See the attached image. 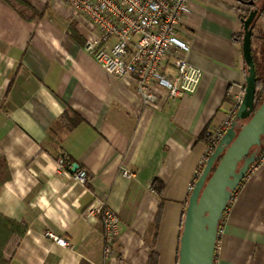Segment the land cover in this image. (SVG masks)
<instances>
[{"label": "crops", "instance_id": "1", "mask_svg": "<svg viewBox=\"0 0 264 264\" xmlns=\"http://www.w3.org/2000/svg\"><path fill=\"white\" fill-rule=\"evenodd\" d=\"M23 1L0 0V157L10 168L0 212L28 225L9 264H150L152 254L155 264H177L190 185L209 145L202 136L213 134L245 86L235 34L250 0H192L177 36L202 80L181 98L159 88L154 103L69 32L62 0ZM74 163L86 181L75 178ZM95 200L120 219L112 258L101 219L86 214ZM221 227L215 264H264V165L237 189Z\"/></svg>", "mask_w": 264, "mask_h": 264}, {"label": "built area", "instance_id": "2", "mask_svg": "<svg viewBox=\"0 0 264 264\" xmlns=\"http://www.w3.org/2000/svg\"><path fill=\"white\" fill-rule=\"evenodd\" d=\"M62 2L69 10L71 24L85 34V49L112 76L134 80L136 90L145 103L157 101L156 90L159 88H164L172 98L193 94L198 89L203 71L188 61L190 47L177 36L183 19L191 12L192 0H62ZM244 87L239 86L235 92L234 107L213 132L212 141L190 185V191L201 175L209 156L235 119L243 99ZM262 145L246 178L264 165V141ZM58 164L63 168L66 165L65 158L59 157ZM123 174L131 175L128 170H124ZM74 176L84 182L88 179V172L85 169H78ZM236 194L237 191L234 192L228 208L235 200ZM86 214L101 219L104 254L107 258L114 257L115 244L120 234V219L117 213L106 201L95 200L86 210ZM223 220L218 236L222 231ZM47 235L60 246L69 245L67 238L53 232H48Z\"/></svg>", "mask_w": 264, "mask_h": 264}, {"label": "water", "instance_id": "3", "mask_svg": "<svg viewBox=\"0 0 264 264\" xmlns=\"http://www.w3.org/2000/svg\"><path fill=\"white\" fill-rule=\"evenodd\" d=\"M253 0L248 2L253 4ZM258 9L241 18L242 55L247 67L243 99L235 119L209 156L194 184L183 215L177 264H215L220 223L235 191L257 159L264 139V100L255 110L257 69L252 50ZM247 120L239 128V121ZM239 128V129H238ZM79 169L74 163L73 170Z\"/></svg>", "mask_w": 264, "mask_h": 264}, {"label": "trees", "instance_id": "4", "mask_svg": "<svg viewBox=\"0 0 264 264\" xmlns=\"http://www.w3.org/2000/svg\"><path fill=\"white\" fill-rule=\"evenodd\" d=\"M9 3L14 5L26 6V3L23 0H6ZM253 4L248 6L247 10H243L241 12V18L246 16L248 12L253 9H258V14L253 22V36H252V50L253 56L257 69V89L255 95V110L264 100V75L261 74V63L256 55L255 49L253 48V41L258 40L264 43V33H257V20H264V0L261 7H258L257 3L259 0H253ZM69 32L84 45L86 44V39L78 32L76 26L72 24L70 26ZM243 27L240 28L238 32L235 34V41L241 47L242 38H243ZM247 120L239 121V128L241 125ZM238 128V129H239ZM203 139L206 140L207 143L212 141V134L202 136ZM264 139V136H263ZM262 146L256 147L253 150L257 152V154L261 151ZM10 178V168L4 157H0V190L4 183ZM164 185L159 180H156L153 183V189L157 192L158 195H161L163 192ZM28 229V225L26 222L17 221L13 218H10L0 212V264H9L10 257L14 254L18 245L20 244L22 238L26 234ZM153 254H152V262L150 264H155L153 262ZM178 258V257H177Z\"/></svg>", "mask_w": 264, "mask_h": 264}, {"label": "rangeland", "instance_id": "5", "mask_svg": "<svg viewBox=\"0 0 264 264\" xmlns=\"http://www.w3.org/2000/svg\"><path fill=\"white\" fill-rule=\"evenodd\" d=\"M263 4V0H259L257 5L261 7ZM257 33H264V20L258 19L257 20ZM253 48L255 49L256 55L258 56L260 63H261V74L264 75V43L258 40L253 41Z\"/></svg>", "mask_w": 264, "mask_h": 264}]
</instances>
